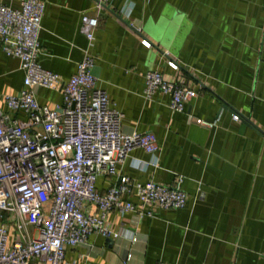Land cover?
Listing matches in <instances>:
<instances>
[{
  "label": "crops",
  "instance_id": "0c3cea01",
  "mask_svg": "<svg viewBox=\"0 0 264 264\" xmlns=\"http://www.w3.org/2000/svg\"><path fill=\"white\" fill-rule=\"evenodd\" d=\"M43 1L41 65L66 80L87 49L95 57L97 86L123 113L121 131L157 138V167L139 170L136 161L149 155L134 148L116 172L164 185L183 175L187 193L183 208L154 207L135 226L128 213L108 214L111 229H133L138 242L93 233L85 245H66L65 258L79 264H264V0H130L128 18L120 13L127 0H106L99 9L96 0ZM83 14L98 17L91 45L81 30ZM150 69L168 80L184 79L196 91L183 112L170 109L168 94L144 97ZM23 77L20 60L0 44V93L20 91ZM35 94L49 108L62 100L59 91L44 87ZM0 110L8 111L1 102ZM9 112L24 118L22 111ZM115 179L99 175L97 190ZM123 198L137 202L134 194ZM85 209L96 213L91 203ZM5 222L10 244L36 235L31 225L19 232L14 213L5 214Z\"/></svg>",
  "mask_w": 264,
  "mask_h": 264
},
{
  "label": "built area",
  "instance_id": "2783aa9c",
  "mask_svg": "<svg viewBox=\"0 0 264 264\" xmlns=\"http://www.w3.org/2000/svg\"><path fill=\"white\" fill-rule=\"evenodd\" d=\"M12 1V0H11ZM17 7L0 2V44L5 54L16 57L24 72L23 87L15 94L0 93V264H79L65 258V246L85 245L90 234L121 237L131 244L140 240L133 229L110 228L111 211L130 214L134 226L153 208L179 209L187 202L182 188L184 176L174 185L153 180L145 182L121 175L116 167L134 148L149 155L137 160L139 170L157 167L159 143L152 132L123 133V113L111 103L108 94L96 84L92 73L95 57L86 49L76 63L75 71L62 80L44 68L39 60V32L45 3L43 0H15ZM106 0H96V8ZM132 2L125 1L120 13L128 18ZM98 25L96 15L81 16V30L88 44ZM137 33L141 27L129 22ZM141 42L150 47V42ZM168 64L179 69L176 61ZM57 90L62 100L54 108L37 101L35 88ZM155 93L171 96L170 109L183 112L186 103L197 93L182 80L165 79L156 69L144 74L143 95ZM9 111H22L24 118ZM233 118L239 120L240 114ZM206 126L213 123L197 118ZM99 175H115L104 191H98ZM134 194L137 202L123 198ZM91 203L96 213L85 209ZM14 213L19 232L31 225L36 235L8 242L5 214ZM127 254L126 260L130 259ZM86 264V263H83ZM158 264H167L159 262Z\"/></svg>",
  "mask_w": 264,
  "mask_h": 264
}]
</instances>
